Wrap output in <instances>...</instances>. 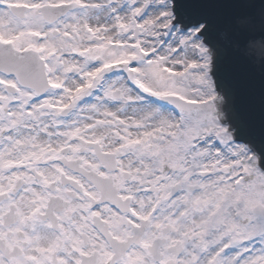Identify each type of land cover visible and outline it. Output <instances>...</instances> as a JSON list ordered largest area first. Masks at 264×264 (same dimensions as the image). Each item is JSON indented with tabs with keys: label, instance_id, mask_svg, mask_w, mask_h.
<instances>
[{
	"label": "snow or ice",
	"instance_id": "snow-or-ice-1",
	"mask_svg": "<svg viewBox=\"0 0 264 264\" xmlns=\"http://www.w3.org/2000/svg\"><path fill=\"white\" fill-rule=\"evenodd\" d=\"M0 264H264V0H0Z\"/></svg>",
	"mask_w": 264,
	"mask_h": 264
}]
</instances>
